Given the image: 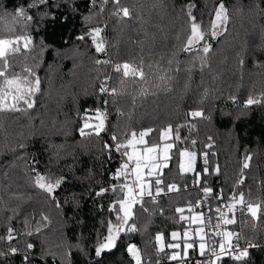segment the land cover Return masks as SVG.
<instances>
[{
    "label": "trees",
    "instance_id": "trees-1",
    "mask_svg": "<svg viewBox=\"0 0 264 264\" xmlns=\"http://www.w3.org/2000/svg\"><path fill=\"white\" fill-rule=\"evenodd\" d=\"M190 2L196 4L193 15L207 22L220 0H121L133 11L131 18L114 16L112 0L103 4V10L102 0H96L95 6L90 0H48L47 4L0 0V38L32 37L27 49L21 42L18 52H9V78L27 75L31 69L41 80L32 109L0 110V236L6 237L12 227L15 237L10 242L0 240V251L7 253L0 256V264H25V254L27 264H135L127 253L132 243L142 264H177L168 259L171 250L158 253L155 239L163 232L167 244L172 231L188 227L187 221L177 222L176 208H185L188 216V202L201 200L204 207L196 211L207 215L208 205L214 209L241 192L246 201L264 202V102L245 105L250 96L264 94V0H223L229 17L226 30L202 41L201 48L205 42L211 44L207 54L183 51L190 33L182 10ZM18 7L32 19L14 21ZM95 27L102 29L97 40L105 47L102 53L96 52L87 35ZM81 35L83 41L77 39ZM125 62L139 67L144 78L116 72L115 66ZM105 77L110 80L109 92L100 93ZM112 88L117 90L115 96ZM6 102H11V96ZM96 108L108 114L109 125L99 136H81L80 117L85 109L94 117ZM197 110L204 116L189 115ZM168 124L174 130L179 126L180 140L174 139L173 131L169 142L175 147L161 175L165 184L178 185L179 192L165 188L155 202L146 196L142 205L134 206L128 222L129 226L135 223L136 231L121 232L116 246L97 257L95 248L107 235V222H116L110 205L123 198L119 189L96 195L102 187L124 183L123 177L116 180L113 175L122 163L121 154L114 148L109 152L105 144L114 145L113 133L123 142L131 130H159ZM158 136L154 131L146 139L149 144L160 142ZM183 148L197 153L193 174L179 171L177 149ZM204 152L208 153L207 174L203 173ZM246 156L251 159L243 169ZM33 169L65 180L50 195L34 184ZM197 172L199 183H194ZM240 180L243 183L238 184ZM204 186L213 189L207 200ZM221 191L224 199H215ZM42 215L48 220L43 221ZM229 218L236 221L229 229L239 234L238 244L252 246L242 260L223 256L217 264H264V205L258 218L241 209L229 213ZM233 241L237 243L236 235ZM28 243L34 248L26 253ZM10 247L19 251L11 254ZM205 259L193 249L185 264Z\"/></svg>",
    "mask_w": 264,
    "mask_h": 264
},
{
    "label": "snow or ice",
    "instance_id": "snow-or-ice-1",
    "mask_svg": "<svg viewBox=\"0 0 264 264\" xmlns=\"http://www.w3.org/2000/svg\"><path fill=\"white\" fill-rule=\"evenodd\" d=\"M48 0H39L40 4H47ZM96 0H90V3L95 6ZM107 0H102L101 10H103V4H106ZM112 3L115 6V11L112 13L114 16H118L121 18H131L133 16V11L130 10L127 6L121 5V0H112ZM33 7L35 5H32ZM196 7V4L193 2L188 3L185 6V14L188 17V31L189 35H187L186 42L183 47V51L189 52L193 49H197L204 54L209 53L211 49V44L205 42L200 47V42L205 41L206 37H215L218 35L220 30H226V22L229 17L227 15V9L223 3V0H220L218 6L214 11V17L209 21L205 22L203 20H198L197 16L193 15L192 9ZM22 17L25 21H30L32 19L31 16H27L25 14V9L23 7H18L16 9L15 15L13 16V20L17 21ZM2 19V17H0ZM85 19H90V17H86ZM102 29L99 27L92 28L87 35H89L92 39V42L95 46V50L97 53H102L105 51V47L102 43H98L97 40L100 37ZM84 35L77 37V39L83 41ZM32 40L30 35H18L13 39L8 38H0V63H2V70H0V78H2V85H0V110L7 111H19V112H27L29 109H32L35 105V94L39 93L41 88V80L39 76H36L32 73L31 69L27 70V75L21 77L20 74H13L11 78L8 75V62L7 56L9 52H18L20 50L21 42H23V47L27 49ZM43 48V45H42ZM201 66L204 64V57H200ZM243 63V60L240 61ZM96 63H109V61H100L97 60ZM116 72H122L124 77H140L144 78V73L139 67H134L132 64L125 62L123 64H117L115 66ZM31 77V78H29ZM109 77H105V81L101 83L99 92L107 93L109 92L108 87L106 86V82ZM111 94L115 96L117 94L116 88H112ZM14 93V94H13ZM11 96V102H6ZM232 99H235L233 97ZM20 102H23L24 107H19ZM264 102V94H261L260 98L249 97L245 101V105H254L258 103ZM107 104V101H104ZM88 109H85L84 114L80 117L83 121V126L79 129L81 136L95 134L99 136L100 132L105 129V119L106 114L101 112L100 108H96L95 116L88 115ZM192 117H203V111H192L189 113ZM95 118L98 122L93 125L90 124L89 121ZM85 129H91L90 132H85ZM154 131L159 132L158 139L161 142H157L156 140H152L149 146V140L146 137H150L151 133ZM173 131H175V140H180L179 135V126L173 129L171 124H168L166 127L156 130L153 128H146L140 130L139 132L135 130H131L126 134V138L123 142L119 141V138L113 133L111 136V140L114 143L105 144V148L111 152L114 150L117 153L121 154L122 163L118 169H116L114 175V179L119 180L121 177L124 179V183L122 184H112L110 188L102 187L99 192L96 193L97 196H100L108 191L116 192L117 189L121 193H123V198L117 199L110 205V211L116 213L115 220L113 223L112 220L107 222V235L103 238L102 242L98 243V246L95 248V255L99 257L101 253L106 249H111L116 246V242L121 234L124 231H136L135 223H132L129 226V220L132 219L134 213L133 208L136 204L143 203V197L147 195L151 197L153 202L156 201V196H159L161 193L165 192V188L168 192H179L180 188L175 183L165 184L164 179L162 178L161 172L163 168H166L167 161L171 159L169 153L170 150L175 147L174 143H169L173 139ZM211 139V138H209ZM193 145L196 143L195 140L191 142ZM20 148H24V144L19 145ZM208 147H211L209 144ZM130 149V150H129ZM179 155V171L181 173H194L196 172V162H197V153L195 151H189L187 148L177 149ZM123 158H126L124 160ZM251 157L246 156L244 163L242 165L243 169H247L249 167V161ZM203 173H209L208 168V153H203ZM131 165V169H130ZM145 170H147L145 172ZM36 172L34 177V184L38 186L40 189H43L48 194H53L55 189L60 187V185L64 182V177L52 178L51 176L46 177L45 175L40 174L38 171L33 169ZM216 172H219V166L217 165L215 168ZM200 173H196V180L194 183H199ZM129 176L132 177V180L129 181ZM152 177H155L153 180ZM239 183H243V180L238 181ZM163 185V187H162ZM185 187H187L185 185ZM204 193L205 200L208 199L209 194L213 192V189L208 186H204L202 189ZM155 192V195H153ZM217 200H223V192L215 197ZM231 203L225 205L228 211L223 212L221 207L217 206L214 209L211 205H208V213L205 214L204 211H196L197 208H201L203 206V201L197 200L195 204L191 201L188 202L187 211L190 215L185 216V208L178 207L175 209L177 213L180 214V221H187L188 227H185L183 231H172L170 233L171 242L165 243V237L163 232H158L156 234V241L158 243V253L163 252L165 248L171 250L170 255L168 256L169 260L176 261L177 264H185V261L189 255V250L198 249L199 254L201 256L206 255V250L210 251L211 254L215 257L214 260H205L203 262L198 261L197 264H217L218 261L222 259L224 255L232 256L234 255L235 260L240 261L243 258L248 256V249L244 248L239 251L238 254H234L229 251V249L235 248L238 246L239 242V234L236 235L237 244H233V235L234 233L231 231H219L215 229H219L221 221L224 225H232L236 223L234 218H229V213H234L237 204L245 206L246 211L251 214L252 217L258 218L259 211L264 205V202L254 203L251 201H245L244 193L234 194L231 197ZM57 206L59 203L57 202ZM147 211V209H143ZM245 209L242 207L241 211ZM213 212L218 214L215 216L216 223L213 224ZM43 221H47L48 217H41ZM192 225H197V227L193 230ZM213 228L214 231L211 233L213 237H221V240L217 243H212L209 248L208 242L206 241V237L209 235L205 231V228ZM39 227H37L36 231H39ZM14 229L12 227L7 228V236H0V240L6 239L7 241H12L15 239ZM31 235V233H28ZM252 246V245H250ZM34 248V245L31 243L26 244L25 249L30 251ZM219 249V251H217ZM19 251L17 247H10L9 253L16 254ZM127 251L133 256L135 260V264H142L141 255L139 249L134 244L128 245ZM3 251H0V256L6 255ZM23 260L25 264L29 261V256L25 254L23 256Z\"/></svg>",
    "mask_w": 264,
    "mask_h": 264
},
{
    "label": "built area",
    "instance_id": "built-area-1",
    "mask_svg": "<svg viewBox=\"0 0 264 264\" xmlns=\"http://www.w3.org/2000/svg\"><path fill=\"white\" fill-rule=\"evenodd\" d=\"M109 83H110V80L109 79H107V82H106V86L108 87V89H109ZM108 93V92H107ZM105 114H106V119H105V123H108V121H109V116H108V114L106 113V112H104ZM125 160H126V158H124ZM130 169H131V165H130ZM193 174V173H192ZM132 180V177L131 176H129V181H131ZM147 195H145L144 197H143V199L146 197ZM157 197V196H156ZM237 199H238V195H237ZM201 201V200H200ZM246 201V200H245ZM232 201H229V202H221L220 203V205H219V207H221V210L223 211V212H227L228 211V209H227V207H225V205H227V204H229V203H231ZM247 202V201H246ZM204 206H202L201 207V209L203 208ZM244 208L245 210H246V207L245 206H242V205H239V204H237V206H236V209H235V211L236 210H238V209H241V208ZM204 211V210H203ZM205 212V214H206V211H204ZM216 215H218V214H214V218H213V224H215L216 223V220H215V216ZM215 230H219V231H231L230 229H229V225H224L223 224V222L221 221V223H220V227H219V229H215ZM205 231L207 232V233H209V235L206 237V241L208 242V245H209V248L211 247V244L212 243H217V242H219L220 240H221V237H213L212 235H211V233L214 231V229L213 228H205ZM232 232V231H231ZM234 233V232H233ZM235 237V233H234V235H233V238ZM232 238V239H233ZM133 244V243H132ZM233 244L235 245V244H237V243H235L234 241H233ZM130 245V244H129ZM135 245V244H134ZM251 244L250 243H248V244H246V245H240V244H238V246L237 247H235V248H232V249H229V251H231V252H233L234 254H238L239 253V251H241L242 249H244V248H250L251 246H250ZM128 248V247H127ZM217 251H219V249H217ZM127 253H128V255H130L131 257H133L128 251H127ZM224 256H227V257H230V258H234V255H232V256H229V255H224ZM209 259H211V260H214L215 259V257L211 254V252L210 251H208V250H206V259L205 260H209ZM133 260H134V258H133ZM134 262H135V260H134Z\"/></svg>",
    "mask_w": 264,
    "mask_h": 264
},
{
    "label": "rangeland",
    "instance_id": "rangeland-1",
    "mask_svg": "<svg viewBox=\"0 0 264 264\" xmlns=\"http://www.w3.org/2000/svg\"><path fill=\"white\" fill-rule=\"evenodd\" d=\"M222 30H220L219 32H218V34L221 32ZM200 45H202V41L200 42ZM105 111H103V113H104ZM94 122V121H93ZM90 123V122H89ZM97 123V122H96ZM95 123V124H96ZM90 124H92V123H90ZM105 125H106V127L109 125V121H108V123H105ZM167 142H169V141H167ZM160 143H164V142H161L160 141ZM170 143V142H169ZM149 146H150V144H149ZM130 150V149H129ZM169 155H170V153H169ZM167 164H168V161H167ZM147 170H145V172H146ZM193 228V227H192ZM130 256V255H129Z\"/></svg>",
    "mask_w": 264,
    "mask_h": 264
}]
</instances>
